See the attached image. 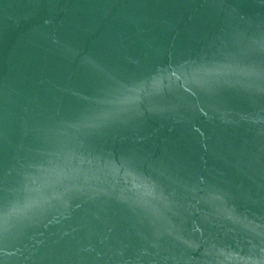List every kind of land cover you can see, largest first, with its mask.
Instances as JSON below:
<instances>
[{
  "label": "water",
  "instance_id": "water-1",
  "mask_svg": "<svg viewBox=\"0 0 264 264\" xmlns=\"http://www.w3.org/2000/svg\"><path fill=\"white\" fill-rule=\"evenodd\" d=\"M0 264H264V0H0Z\"/></svg>",
  "mask_w": 264,
  "mask_h": 264
}]
</instances>
